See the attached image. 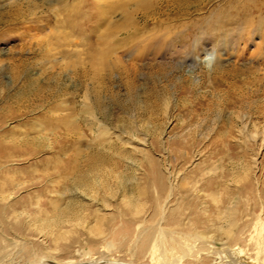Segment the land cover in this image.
I'll use <instances>...</instances> for the list:
<instances>
[{
    "label": "rangeland",
    "instance_id": "374dc122",
    "mask_svg": "<svg viewBox=\"0 0 264 264\" xmlns=\"http://www.w3.org/2000/svg\"><path fill=\"white\" fill-rule=\"evenodd\" d=\"M142 1L0 0V176L21 183L9 211L31 214L21 230L2 232L27 241L26 253L86 261L90 250L126 262L125 248H107L125 228L114 238L54 234L70 229L66 219L94 226L97 207L104 229L138 206L151 226L158 181L173 177L187 187L215 168L232 180L256 159L258 173H246L264 179V25L225 44L243 0H175L146 22L135 9ZM122 15L137 29L121 46ZM209 20L221 32L196 41Z\"/></svg>",
    "mask_w": 264,
    "mask_h": 264
},
{
    "label": "bare ground",
    "instance_id": "6f19581e",
    "mask_svg": "<svg viewBox=\"0 0 264 264\" xmlns=\"http://www.w3.org/2000/svg\"><path fill=\"white\" fill-rule=\"evenodd\" d=\"M174 1L150 0L142 5L140 2L136 4V13L146 22L151 18L150 11L154 7L157 6L162 10ZM54 2L59 6L65 5L63 0H54ZM243 2L245 4L242 5L245 6L241 7L238 2H234L230 15H238L242 17V21L236 25L237 34L226 35L225 44L237 42L240 37L238 34L244 27H250V30H253L252 26L264 25V0H243ZM81 5L84 6L85 3ZM96 7L98 19H101V3H98ZM122 20L123 24L120 23L121 25L114 31L116 38L120 39L121 46L127 40L130 31L134 32L137 29L131 22L128 23L125 15H122ZM213 22L209 20L203 28L198 29L199 35L196 41L203 40L202 37L209 34L208 30L214 32L209 34L210 39L217 37L221 31L217 26L213 27ZM80 72L85 73V70ZM86 108L89 123L97 128L95 131L105 134L106 129L102 123L94 117L88 106ZM100 146L103 145L100 144ZM257 166L256 159H253L249 167H243L245 174L232 180L231 176L212 168L205 171L197 182L187 187L178 186L177 182L175 183V177L173 181L168 180L167 189L162 181H158L153 198L154 206L149 211L154 216L158 215V222L151 226L145 225L148 223L144 220V217L148 215L147 210L144 211L143 206H138L127 216L124 212L115 213L114 218H109L110 228L104 229L102 222L106 214L101 213V209L97 207L94 226L86 228L83 226L82 219H76L74 222L66 219L70 229L62 233L63 228H60L56 231L58 233L54 234V242L57 239H68L66 235L77 229L86 231L92 238L97 236L114 238L125 228L128 233L120 235L119 242L109 241L107 248L114 252H123L122 249L125 248V253L130 256L126 262L103 261L101 259L104 256L99 255V258H95L90 250L84 251V256H87L86 261H62L55 257L36 254V252L26 253V246L29 245L27 241L8 239L2 230L8 233L21 230V220L29 223L31 214L26 211H9L11 203L21 190H19L21 183L15 178L1 175L0 180L3 181L0 182V264H20L22 261H24L22 264H135L137 262L144 264H264V179L260 180L254 174L250 178L246 173L248 171L258 173ZM40 205H37L38 209ZM130 218L131 221L128 220ZM71 240H64L62 247L67 250L68 247H72L74 243ZM68 241L70 243H67Z\"/></svg>",
    "mask_w": 264,
    "mask_h": 264
}]
</instances>
